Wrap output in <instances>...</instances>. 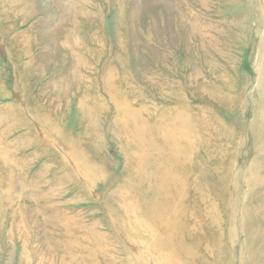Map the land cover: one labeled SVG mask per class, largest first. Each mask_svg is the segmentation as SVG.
<instances>
[{
	"label": "rangeland",
	"instance_id": "374dc122",
	"mask_svg": "<svg viewBox=\"0 0 264 264\" xmlns=\"http://www.w3.org/2000/svg\"><path fill=\"white\" fill-rule=\"evenodd\" d=\"M0 264H264V0H0Z\"/></svg>",
	"mask_w": 264,
	"mask_h": 264
},
{
	"label": "bare ground",
	"instance_id": "6f19581e",
	"mask_svg": "<svg viewBox=\"0 0 264 264\" xmlns=\"http://www.w3.org/2000/svg\"><path fill=\"white\" fill-rule=\"evenodd\" d=\"M166 113L169 112V111H165ZM132 117L135 118L136 122L139 124V121L140 119H138V116L136 115V111H134V113H132ZM145 123V122H143ZM159 124V122H158ZM140 125V124H139ZM146 129H151L149 127H147ZM131 133L133 135H136L137 131L135 129H132L131 130ZM171 140V139H170ZM148 143V141H147ZM144 147V146H142ZM140 151V150H138ZM139 159L141 160L142 163H146L147 165L146 166H143V167H135L134 165H129L131 168L129 170H131V172L136 176V178L139 180V181H145V182H149V181H152L153 180V175H152V170L151 168L153 167V162L151 161V156H150V151L149 150H143V151H140V154H139ZM145 169H150L149 172H146ZM161 173V172H160ZM145 175L147 176L146 178H142V177H139L140 175ZM124 176V175H123ZM154 176H159V177H165V178H168L169 176H171V174L169 173V169L167 170V172L165 171L164 173H161L159 175H156L154 174ZM161 182L162 181V178H161ZM126 185H130L129 184V181L127 180L124 185H121L118 189H116V192L115 194L116 195H119L120 191L126 187ZM135 186L137 184H134ZM195 186H197V183H195ZM195 189H197V187H194ZM129 191V189H127Z\"/></svg>",
	"mask_w": 264,
	"mask_h": 264
}]
</instances>
